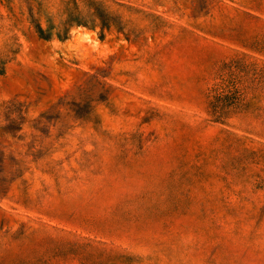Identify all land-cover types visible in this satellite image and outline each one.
I'll return each mask as SVG.
<instances>
[{
  "label": "rangeland",
  "instance_id": "1",
  "mask_svg": "<svg viewBox=\"0 0 264 264\" xmlns=\"http://www.w3.org/2000/svg\"><path fill=\"white\" fill-rule=\"evenodd\" d=\"M0 264H264V0H0Z\"/></svg>",
  "mask_w": 264,
  "mask_h": 264
},
{
  "label": "trees",
  "instance_id": "2",
  "mask_svg": "<svg viewBox=\"0 0 264 264\" xmlns=\"http://www.w3.org/2000/svg\"><path fill=\"white\" fill-rule=\"evenodd\" d=\"M89 16H98L101 18H104V15L102 13V11H100V9H93L91 12L88 13ZM103 16V17H102ZM68 18H70V22L72 23H83L85 24L87 21L86 19V14H83L81 12H75V13H69ZM36 30L39 36L44 37L45 39H49V36H51L52 32L51 31H47V30H43L39 25H36ZM49 30H51L49 28ZM55 34L58 36L59 32H55Z\"/></svg>",
  "mask_w": 264,
  "mask_h": 264
}]
</instances>
